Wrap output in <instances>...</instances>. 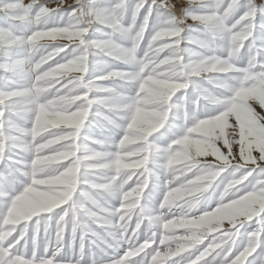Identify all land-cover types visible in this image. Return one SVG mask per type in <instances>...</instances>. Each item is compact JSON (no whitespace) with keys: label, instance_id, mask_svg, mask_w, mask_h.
<instances>
[{"label":"snow or ice","instance_id":"obj_1","mask_svg":"<svg viewBox=\"0 0 264 264\" xmlns=\"http://www.w3.org/2000/svg\"><path fill=\"white\" fill-rule=\"evenodd\" d=\"M0 264H264V0H0Z\"/></svg>","mask_w":264,"mask_h":264},{"label":"rangeland","instance_id":"obj_2","mask_svg":"<svg viewBox=\"0 0 264 264\" xmlns=\"http://www.w3.org/2000/svg\"><path fill=\"white\" fill-rule=\"evenodd\" d=\"M71 2H72V0H69V3H71ZM182 2H186V0H182ZM257 2H259V0H257ZM189 23H191V21H189ZM178 95H179V94H178ZM91 131H92V134L95 135V136H97V137H100L101 134H102L101 131L98 130V129H96V128H93ZM113 131H114V130L111 129V128L105 129V130L103 131V135H105V136H111V135L113 134ZM161 132L165 133V137H166V138H167V137H171V135H172L171 132H167L165 129H162ZM157 142H158V143H163L164 141L161 140V141H157ZM127 147L130 148V149H132V150H135V146L132 145V144L127 145ZM127 162H131V158H129V160H128ZM133 179H135V177H133ZM130 183H131V181H130ZM157 195H158V194H157ZM109 203H115V201L109 199Z\"/></svg>","mask_w":264,"mask_h":264}]
</instances>
